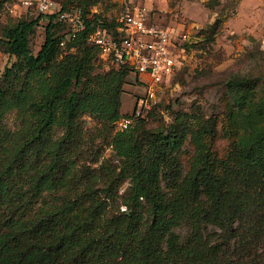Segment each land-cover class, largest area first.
Returning <instances> with one entry per match:
<instances>
[{
	"label": "trees",
	"instance_id": "trees-1",
	"mask_svg": "<svg viewBox=\"0 0 264 264\" xmlns=\"http://www.w3.org/2000/svg\"><path fill=\"white\" fill-rule=\"evenodd\" d=\"M8 1L0 0V12ZM68 7L81 9L86 26L64 48L54 15H45L36 54L29 36L42 14L0 35L15 57L0 83V264H264V98L245 111L256 81L232 76L224 84L248 127L223 157L212 150L214 118L176 112L165 128L148 129L141 118L112 135L118 173L106 161L78 165L80 117L115 123L129 69L92 74L99 49L87 35L115 19L76 0L60 4ZM13 109L21 124L11 131L2 121ZM187 138L195 155L181 176L176 153ZM125 180L126 209H111ZM184 222L192 224L186 242L174 231ZM207 225L219 234H206Z\"/></svg>",
	"mask_w": 264,
	"mask_h": 264
},
{
	"label": "rangeland",
	"instance_id": "rangeland-1",
	"mask_svg": "<svg viewBox=\"0 0 264 264\" xmlns=\"http://www.w3.org/2000/svg\"><path fill=\"white\" fill-rule=\"evenodd\" d=\"M52 9L57 10L64 0H50ZM87 4L89 10L108 20L115 19L122 7L128 3L146 6L150 11L151 21L167 27L181 35L177 45L182 48L181 68L166 82L157 87L154 97L148 101L139 116H132L135 98L145 93L143 84L136 82L134 73L126 76L121 95V117L110 124L89 114L80 117L83 131V141L79 151L78 165L92 169L98 168L103 161L109 165L115 174L119 172L121 161L116 156L111 145L112 135L120 130L119 121L129 117L128 127H132L137 119H144L148 129L165 128L173 122L176 112L195 114L205 118H214L217 134L212 140V150L218 157L226 155L231 142L247 133L240 112L232 107L225 82L232 76H246L256 81L253 100L245 107V111L254 113L260 101L264 98V0H76ZM0 12V35L7 27L14 26L21 20L36 18L39 14L27 11L17 6L12 13L6 6ZM34 26L29 36L30 50L33 54L39 50L44 41L45 26L48 18L45 14ZM218 22L215 26L214 24ZM61 55L57 57L61 59ZM15 57L9 55L0 47V83L2 74ZM93 72L104 73L115 69L108 60L100 54L92 59ZM256 111V110H255ZM264 124V118L262 119ZM11 131L20 128L21 118L16 110L7 112L2 121ZM60 130H56L58 135ZM195 150L187 138L177 151V167L184 176L194 158ZM169 177L162 180L166 185ZM98 185L101 182L98 181ZM128 180L119 185L117 198L111 209L122 204ZM110 207V206H109ZM174 231L181 241L191 238L192 224L184 222ZM206 234L219 231L207 225ZM216 238V237H215ZM214 238V239H215ZM213 239V240H214Z\"/></svg>",
	"mask_w": 264,
	"mask_h": 264
},
{
	"label": "built area",
	"instance_id": "built-area-1",
	"mask_svg": "<svg viewBox=\"0 0 264 264\" xmlns=\"http://www.w3.org/2000/svg\"><path fill=\"white\" fill-rule=\"evenodd\" d=\"M17 6L38 14L54 15L52 22L64 25L59 42L62 48L86 26L81 9L76 7L53 10L50 0H12L6 8L12 13ZM180 37L169 28L152 22L146 6L128 3L122 7L110 29L97 24L88 33L87 42L98 47L112 67L128 68L129 74L136 75V82L144 85L145 93L135 98L132 113V116H139L154 97L157 87L181 68L183 49L177 45ZM69 51H73V47ZM129 117L120 119V130L128 127Z\"/></svg>",
	"mask_w": 264,
	"mask_h": 264
}]
</instances>
